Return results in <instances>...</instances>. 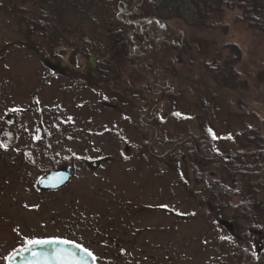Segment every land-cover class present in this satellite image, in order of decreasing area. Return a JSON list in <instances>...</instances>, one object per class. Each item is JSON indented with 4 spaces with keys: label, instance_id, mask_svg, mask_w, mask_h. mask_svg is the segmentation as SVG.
I'll return each instance as SVG.
<instances>
[{
    "label": "rangeland",
    "instance_id": "obj_1",
    "mask_svg": "<svg viewBox=\"0 0 264 264\" xmlns=\"http://www.w3.org/2000/svg\"><path fill=\"white\" fill-rule=\"evenodd\" d=\"M72 1L53 17L40 0H0V73L28 83L29 134L42 120L36 150L47 152L49 165L84 156L54 192L38 190L39 168L21 158L20 139L0 158V229L12 233L13 247L54 238L88 249L93 264H264L261 178L231 180L221 166L189 155L201 140L210 155L252 149L238 135L264 122V34L235 7L212 14L204 28L173 15L146 19L144 29L166 34L169 45V70L148 62L162 74L148 93L144 72L125 76L132 59L111 54V24L100 10L71 11ZM260 134L264 144V126ZM175 144L177 154L168 150ZM214 179L217 199L209 204ZM245 201L253 204L242 210Z\"/></svg>",
    "mask_w": 264,
    "mask_h": 264
},
{
    "label": "trees",
    "instance_id": "obj_2",
    "mask_svg": "<svg viewBox=\"0 0 264 264\" xmlns=\"http://www.w3.org/2000/svg\"><path fill=\"white\" fill-rule=\"evenodd\" d=\"M40 1L48 4V12L55 17L58 7L64 8L62 4L70 0H62L60 3L58 0ZM86 1L87 0H73L70 5V10L74 11L73 8H77V6H83L78 7V9L87 10L96 8L100 10L103 19L111 24L110 26L108 25L110 29L107 32V42H109L111 54L115 57H120L121 55L126 59H132L131 63L128 60L124 62V70L128 69L125 76H128L129 73L134 70L137 72H144L147 75V80L143 85L148 93L151 92L150 86H152L153 80L162 78L161 73L167 71L165 68L161 69V73L159 72L161 75L159 76V74L155 72L156 70L148 65V62L151 61L153 64H160V66L166 67V69L169 70V67H167L169 65L163 63V58L169 49V45L166 42V34H157L152 30L150 31V29H144V21H146V19L150 17L157 18L173 15L190 21L191 24H194L198 28H204L214 24V21L211 19L212 14H220L224 7H235L240 10L242 18L248 22V25L258 29L264 34V0H88V6H86ZM57 3L58 5L56 6ZM53 5H55V7H53ZM81 13L83 12L81 11ZM234 54L235 52H233V55ZM105 66L106 68L108 67L107 62H104L102 67L105 68ZM143 66L146 67L144 71ZM224 67H230V62H225L223 68ZM114 68L115 67H113V69ZM129 76L127 78H129ZM157 123L159 122H156V127ZM262 126H264V122L255 124L252 122L250 126L245 127L239 133L238 140L252 146V149L248 154H245L244 157H242V155H237V157H235L233 155L231 156V154H226V156H224L222 153H219V155H210V153H208L210 151L208 149L209 146L206 147V142L203 140H201L202 143L198 146V150L195 145H190L189 155H191V152L198 155L200 164L205 163V165H208V163L212 162L217 166L216 169L221 166L225 169L226 175L231 180H235L236 176L238 177L240 175L261 178V182L258 184L264 187V144L260 134ZM184 139L185 138L182 140L184 141ZM177 147L178 145L175 147L171 146L168 150L173 154H177ZM209 173L210 175L213 174L211 171ZM198 176H200V174L196 173L195 180L197 183L201 180ZM219 183V179H214L206 186L210 196L208 198L209 201L207 200L209 204L212 199H217L215 196L218 193L217 185ZM232 185L235 184L232 183ZM224 186L222 187L223 189L225 188V191L223 190V196L227 197V191L230 192V190L227 189L229 187ZM249 186L250 192L256 194L258 190L254 188L251 183ZM235 191L239 193L240 188ZM239 204L242 210H246L247 205L249 204L248 206L251 207L253 202L245 201ZM249 223L247 227H252L251 222Z\"/></svg>",
    "mask_w": 264,
    "mask_h": 264
},
{
    "label": "flooded vegetation",
    "instance_id": "obj_3",
    "mask_svg": "<svg viewBox=\"0 0 264 264\" xmlns=\"http://www.w3.org/2000/svg\"><path fill=\"white\" fill-rule=\"evenodd\" d=\"M93 75V74H91ZM25 77H22L18 83L14 82L13 76L0 73V158L6 157L14 152V146L21 140L22 159L32 166L39 168L37 177V187L41 192H54L62 190L74 178L77 167V157L80 159L83 153L75 154L70 157L59 158L48 164L47 152L45 150H36L43 144V129L41 127L42 120L40 118L35 121V131L29 134V111L31 110V99L29 95L28 83H24ZM21 86L19 88L18 86ZM16 86V87H15ZM36 109L42 111L39 100H35ZM39 129V134H37ZM150 150V149H149ZM153 151L150 150L152 154ZM157 155V154H153ZM102 156L100 159H104ZM72 159V160H71ZM86 168H90V163H81ZM99 164V163H98ZM25 183L28 184L29 173H26ZM28 186V185H27ZM2 199L0 200V205ZM4 221H11L7 215ZM4 222V223H5ZM0 223L3 221L0 218ZM12 233L0 229V264H26L31 259L39 261L42 256H33L28 254L17 255L23 249L29 247L28 241L13 247L11 236ZM54 239V238H52ZM72 244V243H70ZM56 264H79L71 254L62 259L53 258Z\"/></svg>",
    "mask_w": 264,
    "mask_h": 264
},
{
    "label": "water",
    "instance_id": "obj_4",
    "mask_svg": "<svg viewBox=\"0 0 264 264\" xmlns=\"http://www.w3.org/2000/svg\"><path fill=\"white\" fill-rule=\"evenodd\" d=\"M37 134H39V129H37ZM27 251L24 249L20 251L17 255H22L30 253L38 252V253H46V256H42V259L39 261L30 260L26 264H56L55 258L51 253L54 249H60L64 252V257L71 254L79 264H93L92 256H88L87 253L83 251V247H77L76 244H48V245H32L27 247Z\"/></svg>",
    "mask_w": 264,
    "mask_h": 264
},
{
    "label": "snow or ice",
    "instance_id": "obj_5",
    "mask_svg": "<svg viewBox=\"0 0 264 264\" xmlns=\"http://www.w3.org/2000/svg\"><path fill=\"white\" fill-rule=\"evenodd\" d=\"M177 115H179V113H177ZM211 132V130H209ZM213 138H216L215 135L213 134ZM28 245L32 246V245H48V244H70L73 243L72 241H68V240H60V239H32V240H28ZM77 247H80V245H76ZM25 251H27L28 249L25 248ZM83 251L85 253H87L88 256H92V253L89 252L88 249L84 248ZM54 257L58 258V259H62L64 256V252L63 250L60 249H54L51 253ZM32 255L35 256H46V253H38V252H33ZM93 260H95V257L92 256Z\"/></svg>",
    "mask_w": 264,
    "mask_h": 264
}]
</instances>
